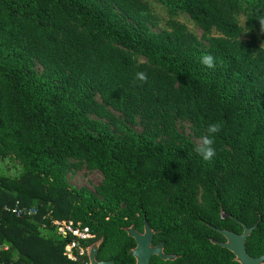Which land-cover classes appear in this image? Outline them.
I'll return each instance as SVG.
<instances>
[{"label": "trees", "instance_id": "1", "mask_svg": "<svg viewBox=\"0 0 264 264\" xmlns=\"http://www.w3.org/2000/svg\"><path fill=\"white\" fill-rule=\"evenodd\" d=\"M154 1L222 37L200 47L179 30L151 31L142 0H0V159L22 170L0 175V264H84L62 254L67 240L42 232L51 219L87 226L89 243L102 238L98 258L116 264L132 262L124 228L144 220L177 264H237L210 239L223 240L215 229L240 233L239 222L256 224L247 253L264 254V57L237 40L232 14L261 29L264 0ZM177 120L199 137L220 125L211 161ZM68 161L100 171L102 183L68 188ZM16 203L36 214L3 209Z\"/></svg>", "mask_w": 264, "mask_h": 264}, {"label": "rangeland", "instance_id": "2", "mask_svg": "<svg viewBox=\"0 0 264 264\" xmlns=\"http://www.w3.org/2000/svg\"><path fill=\"white\" fill-rule=\"evenodd\" d=\"M142 1L143 3H140V6L137 7L138 13L141 17H143L145 25L151 31L172 33L175 30H179L183 33L190 34L194 38L195 43L200 47H207L211 38L222 37L221 32L215 28L203 29L185 14H177L175 16L168 15L166 10L154 0ZM232 14L234 20L240 27V33L237 40L243 44L249 43L253 55L258 58L264 57L263 31L257 26L247 25L245 23V15L242 10L239 9L236 12H232ZM34 67L38 72L42 71L39 64L36 63ZM97 101H99V99H97ZM109 111L113 116L119 118V120L123 119L119 112L111 109H109ZM91 117L95 118V116ZM138 121L139 118H137L136 124L132 126L136 131L140 132L143 128V124L142 122L139 124ZM175 125L180 133L190 138L193 143L199 144L201 137L193 134L192 125L189 121L177 120ZM65 170L64 181L70 189L78 190L80 188H84L94 192L95 188L102 183L103 178L101 172L96 169H88L82 163L68 161L66 163ZM21 173L22 170L19 164L8 159H0V175L10 179H16ZM41 228L43 233L55 235L54 231L56 230L53 228L51 229L43 224ZM7 249V245L0 244V256L2 255L1 253ZM66 253L68 252L63 249L62 254L66 256ZM66 258L68 257L66 256ZM70 260L75 261L74 259Z\"/></svg>", "mask_w": 264, "mask_h": 264}, {"label": "water", "instance_id": "3", "mask_svg": "<svg viewBox=\"0 0 264 264\" xmlns=\"http://www.w3.org/2000/svg\"><path fill=\"white\" fill-rule=\"evenodd\" d=\"M226 214L223 210H220V217L224 218ZM235 219V218H234ZM242 226V231L236 233L227 229H215L222 237L223 241H217L210 239L213 244H216L220 247L226 248L230 253L233 254V260L238 264H263L264 254L252 257L250 256L245 249V240L252 231L256 228V224L252 227H247L245 224L239 222ZM125 231L128 236L134 238L135 246L132 248L129 253L134 257L135 264H148V259L150 255L157 254L163 259H171L174 256L164 255L161 252L162 244H158L155 247L150 246L151 238L153 235V230L149 227L146 221L143 224V231L138 232L134 225L131 224L128 227H125ZM102 238H99L95 242L85 246V252L88 257V264H113L112 261H96L95 254L98 251V246Z\"/></svg>", "mask_w": 264, "mask_h": 264}, {"label": "built area", "instance_id": "4", "mask_svg": "<svg viewBox=\"0 0 264 264\" xmlns=\"http://www.w3.org/2000/svg\"><path fill=\"white\" fill-rule=\"evenodd\" d=\"M4 210L10 212L16 217L26 215H35L36 209L30 206H18L17 203L13 207L4 206ZM51 226L57 236L67 240L64 249L68 253L66 256L74 259L78 254L85 251V246L93 238L92 231L87 226H81L80 223H73L70 220L51 219ZM74 249V250H72Z\"/></svg>", "mask_w": 264, "mask_h": 264}, {"label": "clouds", "instance_id": "5", "mask_svg": "<svg viewBox=\"0 0 264 264\" xmlns=\"http://www.w3.org/2000/svg\"><path fill=\"white\" fill-rule=\"evenodd\" d=\"M258 22L261 26V30L264 31V17H258ZM200 63L205 65L207 68L214 67L213 57L211 55H203L200 58ZM136 79L144 81L147 79L146 75L142 72H137L135 74ZM220 125L217 123L209 124L207 127L208 135L202 136L200 138L199 144L195 145L193 151L203 160L211 161L215 156V149L213 148V139L212 136L219 132Z\"/></svg>", "mask_w": 264, "mask_h": 264}, {"label": "flooded vegetation", "instance_id": "6", "mask_svg": "<svg viewBox=\"0 0 264 264\" xmlns=\"http://www.w3.org/2000/svg\"><path fill=\"white\" fill-rule=\"evenodd\" d=\"M145 221V220H144ZM144 221H143V224H144ZM131 225V224H130ZM129 225V226H130ZM134 225V224H133ZM128 227V226H127ZM134 228H135V226H134ZM125 229V228H124ZM138 232H142L143 231V226H142V228L141 229H137V228H135ZM152 229V228H151ZM153 230V229H152ZM127 234V233H126ZM154 234H155V231L153 230V235H152V238H151V242H150V246L151 247H155V246H157L158 244H162V248H161V252L164 254V255H168V256H174L173 258H171V259H163L162 257H160L159 255H157V254H152V255H150V257H149V259H148V264H177V257H178V255L177 254H175V253H173V252H167V250H166V248H165V246H164V242L162 241V240H159L158 238H156L155 236H154ZM94 236V235H93ZM128 236V235H127ZM128 237H130V236H128ZM131 238V240H132V242H133V246H131V247H129L128 248V250H127V254L132 258V262L130 263V264H135V259H134V257L129 253V251L132 249V248H134V246H135V240H134V238H132V237H130ZM98 240V239H97ZM96 241V240H95ZM95 241H93V242H95ZM223 241V240H222ZM93 242H91V243H93ZM102 242V241H101ZM100 242V243H101ZM91 243H88L87 245H89V244H91ZM98 249H99V246H98ZM97 253H98V251H97ZM97 253L95 254V260L96 261H112V263L113 264H116L115 262H114V260H112V259H99L98 258V255H97ZM233 255V254H232ZM84 256H86V260L84 261V264H88V257H87V255H86V252L84 251V252H82L81 254H78L77 256H76V258H74V260L75 261H78V260H81L82 259V257H84ZM232 261H234L233 260V257H232ZM235 262V261H234ZM237 263V262H236ZM238 264V263H237Z\"/></svg>", "mask_w": 264, "mask_h": 264}]
</instances>
